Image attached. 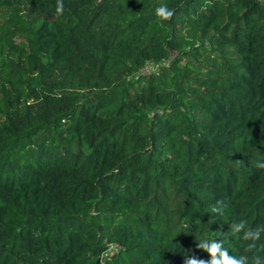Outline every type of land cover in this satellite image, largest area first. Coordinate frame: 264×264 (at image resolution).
Segmentation results:
<instances>
[{"label": "trees", "instance_id": "1", "mask_svg": "<svg viewBox=\"0 0 264 264\" xmlns=\"http://www.w3.org/2000/svg\"><path fill=\"white\" fill-rule=\"evenodd\" d=\"M258 163L264 0H0V264L251 258Z\"/></svg>", "mask_w": 264, "mask_h": 264}, {"label": "clouds", "instance_id": "2", "mask_svg": "<svg viewBox=\"0 0 264 264\" xmlns=\"http://www.w3.org/2000/svg\"><path fill=\"white\" fill-rule=\"evenodd\" d=\"M175 13L174 9H170L166 4H160L155 9L157 22L161 25L165 21H169ZM258 168L264 169V163H258ZM224 202L217 201L210 209L212 214L223 216ZM230 232L232 235H240V238L247 242L245 245V253H252L251 258L247 254L233 255L225 247L224 239H201L196 248L203 250L208 254L209 259L204 260L196 256L185 255L183 264H264V256L260 255L264 251V244H260L262 236H264V225L250 226L246 220L231 223ZM225 233L218 231V237L224 236ZM242 234V235H241Z\"/></svg>", "mask_w": 264, "mask_h": 264}, {"label": "rangeland", "instance_id": "3", "mask_svg": "<svg viewBox=\"0 0 264 264\" xmlns=\"http://www.w3.org/2000/svg\"><path fill=\"white\" fill-rule=\"evenodd\" d=\"M23 38H21V37H18V40L19 41H21ZM192 62L193 63H195L196 62V60H192ZM157 67H158V64H154V63H151V64H148L147 65V70H144L145 71V73H147L148 71H155V70H157ZM144 73V74H145ZM109 253L111 254L112 252H111V249L109 250ZM105 262V261H104Z\"/></svg>", "mask_w": 264, "mask_h": 264}, {"label": "built area", "instance_id": "4", "mask_svg": "<svg viewBox=\"0 0 264 264\" xmlns=\"http://www.w3.org/2000/svg\"><path fill=\"white\" fill-rule=\"evenodd\" d=\"M147 68V65L143 68V70H142V73H145V71L144 70H147L146 69ZM149 72V71H148ZM147 72V73H148ZM111 249V254H113V252H114V250H115V246L114 245H110V247H109V249H108V251L105 253V255H111L110 253H109V250Z\"/></svg>", "mask_w": 264, "mask_h": 264}, {"label": "water", "instance_id": "5", "mask_svg": "<svg viewBox=\"0 0 264 264\" xmlns=\"http://www.w3.org/2000/svg\"><path fill=\"white\" fill-rule=\"evenodd\" d=\"M177 51L176 50H173L172 52H171V54H170V58H173L175 55H177ZM97 264H100V261L98 260L97 261Z\"/></svg>", "mask_w": 264, "mask_h": 264}]
</instances>
